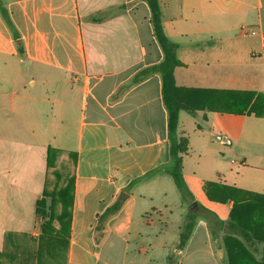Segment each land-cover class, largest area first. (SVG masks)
<instances>
[{"label": "crops", "instance_id": "0c3cea01", "mask_svg": "<svg viewBox=\"0 0 264 264\" xmlns=\"http://www.w3.org/2000/svg\"><path fill=\"white\" fill-rule=\"evenodd\" d=\"M159 2L176 84L199 108L179 115L186 199L151 174L170 141L161 75L133 82L164 57L146 0H0L20 34L0 14V264H230L229 236L262 260L263 244L230 230L233 202L204 186L264 195V117L238 113L264 94V0ZM49 148L77 156L64 237L42 235L36 216Z\"/></svg>", "mask_w": 264, "mask_h": 264}, {"label": "trees", "instance_id": "16d2710c", "mask_svg": "<svg viewBox=\"0 0 264 264\" xmlns=\"http://www.w3.org/2000/svg\"><path fill=\"white\" fill-rule=\"evenodd\" d=\"M146 2L151 11L150 22L154 37L160 45L164 57L159 64L137 74L133 82L136 83L153 73L161 75L162 96L168 114V139L170 141V162L151 172V174L161 170L169 173L182 196L186 199L190 198V192L183 176V162L189 153V140L179 133V115L181 111L195 114L199 108L181 96L180 89L176 84L175 70L182 66V63L177 57V45L168 38L164 31L160 2L159 0H146ZM0 12L14 39H20V34L16 30L7 9L0 6ZM251 96L254 97V94ZM261 109H264V94L255 100L253 99V105L250 108L238 113L246 112L248 115L255 114L258 117H264V113H259ZM76 160L77 156L74 153H65L53 148L48 150L43 197L36 203V216L43 220L40 225V232L44 236H67L65 231L69 230L71 221L70 208L73 203ZM204 191L210 201L233 202L230 213V230L232 232L246 241H256L263 244V258L258 261L240 240L232 236L227 237L225 244L230 264H264V195L247 193L214 183H207L204 186ZM48 199L51 200V206H48ZM121 205L122 202L117 201L100 216L98 229L101 228L102 221L109 215L116 213ZM57 208L59 209L58 212ZM195 220L194 216L189 215L187 217L181 233L180 247L185 246L189 240L195 227Z\"/></svg>", "mask_w": 264, "mask_h": 264}, {"label": "rangeland", "instance_id": "374dc122", "mask_svg": "<svg viewBox=\"0 0 264 264\" xmlns=\"http://www.w3.org/2000/svg\"><path fill=\"white\" fill-rule=\"evenodd\" d=\"M1 7H3L2 5H0ZM4 8V7H3ZM6 9V8H5ZM8 11V10H7ZM0 14H1V12H0ZM10 14V13H9ZM1 16H2V14H1ZM3 18V17H2ZM10 18H11V15H10ZM4 20V19H3ZM11 20H12V18H11ZM5 22V21H4ZM13 22V21H12ZM14 24V23H13ZM15 26V25H14ZM8 27V26H7ZM15 28H16V26H15ZM9 29V28H8ZM10 30V29H9ZM16 30L18 31V29L16 28ZM11 32V31H10ZM19 32V31H18ZM13 36V35H12ZM14 38V37H13ZM16 40V39H15ZM20 39H18V40H16V41H19ZM0 45H5V42L4 41H2L1 39H0ZM15 45V44H14ZM20 46V44H18V47Z\"/></svg>", "mask_w": 264, "mask_h": 264}, {"label": "water", "instance_id": "95a60500", "mask_svg": "<svg viewBox=\"0 0 264 264\" xmlns=\"http://www.w3.org/2000/svg\"><path fill=\"white\" fill-rule=\"evenodd\" d=\"M193 205H196V204H193Z\"/></svg>", "mask_w": 264, "mask_h": 264}]
</instances>
